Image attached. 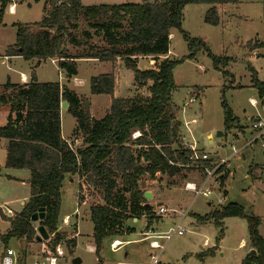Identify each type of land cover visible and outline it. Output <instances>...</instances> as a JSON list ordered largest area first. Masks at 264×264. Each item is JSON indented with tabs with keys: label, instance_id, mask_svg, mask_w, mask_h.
Wrapping results in <instances>:
<instances>
[{
	"label": "trees",
	"instance_id": "1",
	"mask_svg": "<svg viewBox=\"0 0 264 264\" xmlns=\"http://www.w3.org/2000/svg\"><path fill=\"white\" fill-rule=\"evenodd\" d=\"M10 2L12 0H0V16ZM238 2L154 0L84 6L81 0H47L40 21L17 23L15 43L6 49L5 56H21L38 63L54 60L68 79L77 74L80 60L114 64L122 58L124 66L133 71V83L146 87L148 95L131 99L114 97L113 70L92 76L90 94L111 97L105 115L93 119L88 101L59 82H37L32 72L28 82L3 84L0 103L8 106L6 122L0 125V138L5 140L4 164L7 168L29 171V197L19 212L10 218L3 217L9 229L0 235V240L7 242L15 238L24 239L27 244L35 242V224L31 219L43 209V218L37 225L43 226L48 235L53 234L47 248L52 251L55 245L63 242L71 251L75 239H66V235L58 231L57 224L62 182L66 176L77 175L93 187L102 200L89 207L94 252L97 253L104 242L133 232V228L125 230L128 220L146 214L150 220L148 227L151 220L157 218L152 207L145 206L144 191L139 185L142 178L154 179L157 174L184 178L193 170L203 174L204 169L211 166V160L189 158L191 150L183 143L177 107L172 102L173 69L180 60L166 56L169 35L172 29L182 34L189 50L188 59L204 50L214 68L224 67L229 58L212 55L203 40L191 38L182 30L183 9L188 4H209L204 22L217 25L220 23L217 5ZM138 57H150L156 66L137 69ZM160 57L164 58L159 60ZM249 70L261 98L264 82L257 80L252 67L249 66ZM64 100L66 111L77 123L72 141L82 140L74 149L61 135L60 104ZM222 107L225 130H230L236 118L224 100ZM224 167L222 165L217 171L222 173L220 188L228 175ZM118 181L122 187L118 186ZM229 216L243 217L244 209L228 202L198 219H212L221 227V220ZM259 223V217L248 218L250 248L255 252H249L241 264H264V240L258 231Z\"/></svg>",
	"mask_w": 264,
	"mask_h": 264
},
{
	"label": "rangeland",
	"instance_id": "2",
	"mask_svg": "<svg viewBox=\"0 0 264 264\" xmlns=\"http://www.w3.org/2000/svg\"><path fill=\"white\" fill-rule=\"evenodd\" d=\"M46 1H16V12L10 13L6 9L3 14L0 21V93L3 84L19 83L22 80L21 74L30 80L33 72L37 82H59L74 89L77 96L88 101V110L93 119L105 115L111 97L106 94H90L89 80L92 76L113 70L116 77L114 97L131 99L148 95L146 87L133 83V71L124 66L122 58H118V63L114 64L80 60L77 62V74L68 79L56 62L51 60L38 63L35 59H24L21 56H5L6 49L15 43L16 24L40 21ZM153 1L81 0V3L89 6ZM238 1L237 4L217 5L220 15V23L217 25L204 22L209 4H188L183 9L182 30L191 38L203 40L212 55L229 58L224 67L214 68L204 50H199L194 58L188 59L187 42L176 29L171 30L167 55L170 59L180 60L173 69L175 88L172 102L177 107L176 115L181 123L183 143H195L198 151L208 154L213 164L228 159L224 168L229 173L224 188H220L219 182L211 184L210 180L207 183V186L211 184L208 196H195L194 192L187 191L185 185L188 182L198 184L201 181L203 174L199 170L188 172L184 178H169L159 174L154 179L148 176L142 178L139 182L141 191L160 193L162 200L166 199V207L175 211L162 216L154 212L158 219H152L148 227V216L136 222L128 220L127 228H124L129 231L131 227L133 232L118 238L123 242L119 243L117 249L110 247L112 241H106L96 253L89 207L102 203L101 197L82 178L77 175L66 176L60 189L57 229L66 235V239L74 238L75 246L70 251L63 245L64 257L60 259L62 264H73L74 257H79V264H135L145 249H148L149 239L141 240L143 231L149 228L152 232H166L178 222L185 232L182 235L173 234L166 242L159 256L160 264H241L250 252L248 218L251 216L260 218L258 231L264 239V148L258 140L233 155V148L238 150L251 138V121H264V96H258L249 70V66L252 67L257 80L264 82V0ZM136 64L137 69L141 70L156 66L155 60L150 57H138ZM223 100L236 118L230 130L224 127ZM82 107L85 108V104L82 103ZM7 114L8 106L0 103V125L6 122ZM60 121L61 134L71 140L69 143L72 148L80 146L81 139L72 141L71 138L76 119L63 110ZM218 133L222 135L218 136ZM4 161L5 140L0 138V205L16 213L21 210L22 202H26L29 197V171L7 168ZM118 186L122 187L120 181ZM145 200L150 203L151 198ZM208 202L211 203L210 207L207 206ZM228 202L239 204L245 216L225 217L221 220V227H217L212 219L199 221L198 216L221 208V205ZM152 203V209L156 211L160 205H155V199ZM65 216L69 218L67 224L63 221ZM40 220L41 217L32 220V223L38 226ZM8 229L9 223L0 218V235ZM48 237L51 238V234ZM125 240L130 241L126 243ZM1 241L14 250L23 246L34 249L42 242L27 244L23 239L15 238ZM208 250L212 253H207Z\"/></svg>",
	"mask_w": 264,
	"mask_h": 264
},
{
	"label": "built area",
	"instance_id": "3",
	"mask_svg": "<svg viewBox=\"0 0 264 264\" xmlns=\"http://www.w3.org/2000/svg\"><path fill=\"white\" fill-rule=\"evenodd\" d=\"M250 128L253 131L251 138L248 139L238 150L232 147L233 155L239 153V151L242 150L243 148L251 146L253 143L257 142L258 140L261 141L260 146L264 148V121L260 119L252 120L250 123ZM185 145L188 149L191 150V155L189 157L191 160L196 161L199 159L202 160L209 159L208 154L198 151L195 143L187 142L185 143ZM227 161L222 159L219 162H214V164L211 161V166L206 167L204 169L201 181L198 184L194 182H188L185 185V189L187 191L194 192L195 196L200 194L203 196H208L211 191V184L219 182L218 177L221 173H217L218 169L222 165H224ZM210 180L212 181V183L207 186V183ZM169 211H175V210H170L167 207L161 205L154 212L157 215L162 216ZM185 214L186 212L183 213L181 219L184 217ZM13 215L14 212L10 208H8L7 206L0 205V218L2 219L3 217L10 218ZM68 220H69L68 216H65V218L63 219L65 224L68 223ZM37 228L38 226H34L36 235L38 234ZM184 232L185 229L179 225V222L166 232L157 233V232H152L151 230L145 231L143 233V237L145 239H149V248L151 250L148 256V260L145 264H160L159 256L162 250L164 249L166 242L171 238L173 234L182 235ZM52 236L53 234H51V238ZM51 238L48 237L47 240H42L39 247H36L34 249H31V247L23 246L19 250L12 249L11 247L5 245L0 240V264H62L60 259L64 257L63 242L55 245L52 251H50L47 248V246L49 245ZM159 240H163V241L160 242ZM116 242L117 241L114 240L110 244V247L113 248V250H116L118 245H120L119 244L120 242L118 244H115Z\"/></svg>",
	"mask_w": 264,
	"mask_h": 264
},
{
	"label": "crops",
	"instance_id": "4",
	"mask_svg": "<svg viewBox=\"0 0 264 264\" xmlns=\"http://www.w3.org/2000/svg\"><path fill=\"white\" fill-rule=\"evenodd\" d=\"M16 1H18V0H12V2H10V4L9 5H7V7L4 9V11H3V13H2V15L0 16V21H1V19H2V17H3V14L5 13V11H6V9H8V11L11 13V12H13V11H15L16 12V10H17V5H16ZM224 6V5H223ZM225 8H226V6H225ZM38 22V21H37ZM172 34L170 33V35H169V39H170V36H171ZM254 52V51H253ZM169 53V52H168ZM168 55V54H167ZM166 55V56H167ZM165 56V57H166ZM168 57V56H167ZM145 58V57H144ZM164 58V57H163ZM51 61H53V62H55L54 60H51ZM93 61H95V60H93ZM150 61V60H149ZM150 62H153V61H150ZM99 63H103V62H99ZM116 63H118V61L116 62ZM149 68H153V67H150L149 66ZM22 75V80L19 82V83H15V84H20V83H25V82H28L29 81V79H28V77L25 75V74H21ZM36 80V79H35ZM10 84H14V83H11V82H9ZM115 83H116V77H115ZM63 86H65V87H67L68 89H70V90H73L74 91V89H72V88H70V87H68L67 85H63ZM75 92V91H74ZM63 110H66V109H61L60 110V115L62 114V112H63ZM243 129H241V132L243 133V131H242ZM62 135V134H61ZM211 137V136H210ZM62 138L63 139H65L66 141H70V139H67L66 137H64L63 135H62ZM210 142H211V140H210ZM227 163V162H226ZM226 163L224 164V165H226ZM226 171H228V173H229V170L226 168ZM263 175H264V170H263ZM227 178V177H226ZM224 186H225V182H224V185H223V187H221V189H223L224 188ZM151 193V200H150V203H148V202H146V203H148L151 207H154V204L152 203L153 201H154V199H155V205H163V206H167V203H166V199L164 200H162V195H160V193L159 194H157V193H155V192H150ZM225 194V191L223 190V195ZM22 203H24V202H22ZM145 203V204H146ZM207 206L208 207H210L211 206V203H207ZM169 209V208H168ZM217 209H219V208H217ZM76 210V209H75ZM153 210V209H152ZM154 212V211H153ZM213 212V211H212ZM211 211H209V212H206L204 215H208V214H210V213H212ZM145 216H146V214L145 215H141L139 218H145ZM148 216V215H147ZM200 216H203V215H200ZM139 218H133L132 220H130V221H137ZM149 219V218H148ZM146 220V223H149V221L150 220ZM260 224V223H259ZM131 228V227H130ZM147 230H149V228L147 229ZM147 230H145V231H147ZM145 231H143L142 233H144ZM136 240V239H135ZM141 240H143V241H146L147 239H145L144 237L143 238H141ZM264 240V239H263ZM116 241H118V242H123L122 240H118V239H116ZM128 241H130V240H125V242L127 243ZM92 248H93V246H92ZM250 250H251V248H250ZM145 253H143L142 254V259L140 258L139 260H137L136 262H135V264H145L146 262H147V260H148V256H149V254H150V252H151V250H150V248H149V241H148V249L146 248L145 249V251H144Z\"/></svg>",
	"mask_w": 264,
	"mask_h": 264
},
{
	"label": "water",
	"instance_id": "5",
	"mask_svg": "<svg viewBox=\"0 0 264 264\" xmlns=\"http://www.w3.org/2000/svg\"><path fill=\"white\" fill-rule=\"evenodd\" d=\"M63 0H60V2H62ZM60 108L61 109H66L67 108V102L64 100V101H62L61 102V104H60ZM219 135H222L221 133H218V136ZM143 196H144V198L145 199H149V198H151V193L150 192H148V191H145L144 193H143ZM24 203H22V205H23ZM225 204H227V203H225ZM145 206L146 207H151L148 203H146L145 204ZM39 217H41V218H43V209H39V211L36 213V214H34L33 216H32V219L31 220H37ZM37 230H38V234L36 235V237H35V242H41L42 240H46V239H48V233H47V231L44 229V227L43 226H39L38 228H37ZM254 250L253 249H251L250 250V253L251 254H254ZM72 263L73 264H79L80 263V259H79V257H74V258H72Z\"/></svg>",
	"mask_w": 264,
	"mask_h": 264
},
{
	"label": "bare ground",
	"instance_id": "6",
	"mask_svg": "<svg viewBox=\"0 0 264 264\" xmlns=\"http://www.w3.org/2000/svg\"><path fill=\"white\" fill-rule=\"evenodd\" d=\"M119 242L117 241L115 244H118Z\"/></svg>",
	"mask_w": 264,
	"mask_h": 264
}]
</instances>
